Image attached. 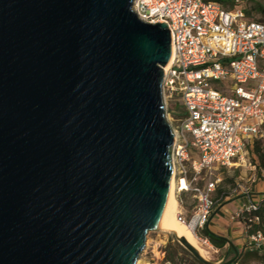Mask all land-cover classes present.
Here are the masks:
<instances>
[{
  "label": "water",
  "instance_id": "1",
  "mask_svg": "<svg viewBox=\"0 0 264 264\" xmlns=\"http://www.w3.org/2000/svg\"><path fill=\"white\" fill-rule=\"evenodd\" d=\"M132 1L0 0V264H135L160 228L170 36Z\"/></svg>",
  "mask_w": 264,
  "mask_h": 264
},
{
  "label": "built area",
  "instance_id": "2",
  "mask_svg": "<svg viewBox=\"0 0 264 264\" xmlns=\"http://www.w3.org/2000/svg\"><path fill=\"white\" fill-rule=\"evenodd\" d=\"M132 10L169 32L170 64L162 66L161 87L163 98L165 93L182 107L171 127L176 192L191 193L195 200L189 216L178 210L177 217L200 245L217 252L202 234L218 202L214 192L223 183L215 171L244 164L255 139L263 140L264 150V22L219 0H133ZM230 192L247 194L248 188L235 183ZM261 202L248 197L239 217ZM247 238L264 244L260 231Z\"/></svg>",
  "mask_w": 264,
  "mask_h": 264
},
{
  "label": "rangeland",
  "instance_id": "3",
  "mask_svg": "<svg viewBox=\"0 0 264 264\" xmlns=\"http://www.w3.org/2000/svg\"><path fill=\"white\" fill-rule=\"evenodd\" d=\"M222 4L224 7L228 9H233L235 7H242L244 11H246L245 15L248 18L256 19V20H260L261 22H264V20H261L263 17V12L260 11L261 8L264 9V0H239V2H236L235 0H222ZM164 103H165V118L167 122L170 124V126L175 128L178 123V119L181 116L182 107L179 104V102H177L176 100L166 98L165 93H164ZM263 170L264 168H261L259 166V161L257 157L253 155H250V157L245 155V167L231 168L229 170H227L226 168H218L215 171V173H217L223 178V183L214 192L215 199H218L220 201L221 192L227 191L228 189L233 187V185L236 183L237 175L243 174V177H247L250 176V173L254 172L255 176L260 177ZM173 181H175L174 177H173ZM174 196L178 205L177 211L179 209L186 215L187 213L186 211L190 210L195 202L193 196L191 195V193H182V192L177 193L176 191ZM168 243H171L172 245L178 244L180 247H182L177 242L175 235L169 231H166V229L149 230L146 233L145 246L142 249V252L140 253L138 261H140L141 264H146V263L168 264L166 261H164L165 247L168 245ZM262 247L263 248L257 249V254L255 258H252L245 263H242L241 260H238V262L235 264H264V244ZM243 248L244 245L238 250H243ZM183 249L188 254H186L185 251L183 252L181 251V249L177 248L176 259H181L182 264H197L189 256L191 254L185 248ZM205 250H207V254L205 255V257L208 260L214 262L227 261V260L235 259L236 257L234 253L229 251L227 248L218 249L217 252L208 248H205Z\"/></svg>",
  "mask_w": 264,
  "mask_h": 264
},
{
  "label": "crops",
  "instance_id": "4",
  "mask_svg": "<svg viewBox=\"0 0 264 264\" xmlns=\"http://www.w3.org/2000/svg\"><path fill=\"white\" fill-rule=\"evenodd\" d=\"M237 167H245V163L230 166L227 170ZM236 183L247 187L248 193L232 194L230 189L221 192V200L219 201L217 199L218 202L208 217L205 225L210 232L225 239V244L222 247H217V249L234 246L238 250L246 243L248 240V234L246 232L244 222L239 217L238 213L247 202L248 197L254 200L264 198V170L260 177L255 176L254 172L250 173V176L247 177H243V174H239L237 175ZM186 212V215H189L191 213V209Z\"/></svg>",
  "mask_w": 264,
  "mask_h": 264
},
{
  "label": "trees",
  "instance_id": "5",
  "mask_svg": "<svg viewBox=\"0 0 264 264\" xmlns=\"http://www.w3.org/2000/svg\"><path fill=\"white\" fill-rule=\"evenodd\" d=\"M222 2V0H219ZM260 11L263 12V17L261 20H264V9H260ZM246 12V11H245ZM260 21V20H259ZM262 139H255L253 140V143L251 146H248L246 148L247 150V156L250 157V155L256 156L259 161V166L261 168H264V150L262 148ZM253 216H257L259 218L258 221H254L252 219ZM242 221L245 224V229L248 235L256 233L257 231H260L262 234H264V198L262 199L261 205L258 209L252 210V211H243ZM202 234L207 236L211 243L216 247H222L225 244V239L213 234L210 232L206 227L202 229ZM263 244L256 245V243L247 241L244 244L243 250H237L234 246H229L227 249L234 253L236 256L235 259H233L231 262L227 264H235L238 262V260H241L242 263L247 262L248 260L255 258L257 254V249L263 248ZM179 248L181 251H185L182 247L177 245H172L171 243H168V245L165 247V256L164 261H166L168 264H182L181 259H176V249ZM234 248L237 250V253L235 254ZM186 254H188L185 251ZM191 259L196 262L197 264H202L200 261H198L195 257H192L189 255ZM225 260V259H223ZM225 262V261H222Z\"/></svg>",
  "mask_w": 264,
  "mask_h": 264
},
{
  "label": "bare ground",
  "instance_id": "6",
  "mask_svg": "<svg viewBox=\"0 0 264 264\" xmlns=\"http://www.w3.org/2000/svg\"><path fill=\"white\" fill-rule=\"evenodd\" d=\"M169 64H170V56L168 58V61L163 65V70H165ZM173 177L175 179V167L173 160L171 159V170L169 176V186H168L166 206H165L164 214L159 223V227H160L159 229H166V231L173 233L177 237H184L190 244H192L198 249V251L202 256L205 257V255L207 254V250H205L206 247H203L198 243L196 236L193 233L190 226L186 223L179 221L177 217L178 205L174 196L176 191V179L175 181H173ZM181 185L182 187H184L185 183L181 181ZM135 264H141V262L138 261L137 259Z\"/></svg>",
  "mask_w": 264,
  "mask_h": 264
}]
</instances>
